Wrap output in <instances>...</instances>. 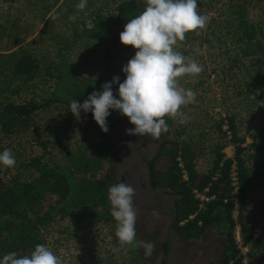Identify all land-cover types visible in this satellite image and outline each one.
Returning <instances> with one entry per match:
<instances>
[{"label": "rangeland", "instance_id": "374dc122", "mask_svg": "<svg viewBox=\"0 0 264 264\" xmlns=\"http://www.w3.org/2000/svg\"><path fill=\"white\" fill-rule=\"evenodd\" d=\"M122 1L87 0L86 8L79 11L76 5L80 0H0V100L41 103L65 80L66 70L94 79L108 78L106 55L109 46L113 48L115 44L111 40L99 45L85 34L98 11L104 17L111 16ZM197 4L198 12L208 17L206 26L186 33L185 40L174 46L203 67L199 75L179 78L182 87L197 93V102L181 107L187 120L181 123L176 118L171 132L201 150L196 170L206 172L211 167L210 151L228 139L222 136L228 128L227 118L234 120L238 135L245 137L247 144L251 143L250 135L264 126V92L255 84L264 85V73L253 69L241 56L237 38L246 28H253L251 35L253 32L255 36L260 29L264 43V4L259 0H197ZM73 15L75 21L69 19ZM25 54L30 55L38 69L37 79L28 84L10 75L15 58ZM219 124L221 132L217 129ZM91 139L98 137L88 129L82 114L77 119L69 108L51 106L25 120L9 137L0 134V152L11 149L16 159L14 168L0 165V175L22 172L23 180H31L35 172L22 171L28 159L42 157L50 167L64 166L66 153L82 149ZM37 143L45 144V149ZM223 153L226 158H233L234 149L229 146ZM88 176L93 179L99 174ZM249 208L257 224L255 230L264 241V187H255ZM56 209V197L43 204V211L52 214L45 244L60 257L61 264H90L95 258L100 264H124L126 255L122 248L113 251L119 247L115 229L92 225L80 230L71 218L59 220ZM215 228L217 238L228 226L221 223ZM59 229H65V234Z\"/></svg>", "mask_w": 264, "mask_h": 264}, {"label": "trees", "instance_id": "16d2710c", "mask_svg": "<svg viewBox=\"0 0 264 264\" xmlns=\"http://www.w3.org/2000/svg\"><path fill=\"white\" fill-rule=\"evenodd\" d=\"M259 1L264 4V0ZM144 8V0H123L111 16L104 17L98 11L85 36L100 45L109 38L111 28L123 23L126 25L129 19L134 18ZM257 30L255 36L253 32L251 35L253 28H246L237 34V38L241 43V56L253 69L264 73V43L261 42L263 35L260 29ZM10 57L15 55L11 54ZM10 75L13 79L28 84L37 79L38 69L30 55H19L15 58ZM65 75V80L60 81L49 97L41 103L28 101L15 104L0 100V134L9 137L25 120L34 118L40 111L51 106L62 105L69 108L73 99L82 104L93 91H101V86L105 83L101 76L94 79L69 70H66ZM125 78L123 73L119 77L120 82ZM255 84L264 92L262 82ZM113 93H118V84L113 85ZM80 114L86 118L88 129L103 138L92 113L85 114L81 111ZM165 120L170 131L165 133V140L152 173L161 188L179 197V237L183 241H195L205 229L223 223L228 226L225 232L228 251L219 264L230 261L240 264L242 258L234 241V230L239 226L243 244L249 246L247 264H260L264 258V252L260 253L264 249V241L262 238L253 240L257 224L250 216L249 205L250 195L255 187H264V181H261L264 177V126L250 135L251 143L247 144L246 138L238 135L234 120L227 118L228 128L222 132V136L228 139H222L224 143L210 151L211 167L206 172H198L196 160L201 150L194 143L180 140L178 135H173L171 127L175 119L166 116ZM217 129L221 132L220 124ZM37 144L45 149V144ZM229 146L234 149L233 158H226L223 153ZM66 157L64 166L53 167L43 161L42 157L28 159L23 163L22 171H34L36 175L31 180H23L22 172L12 176L0 175V259L12 251L18 255H29L36 244H45V234L52 222V214L43 211V204L52 197H56V213L60 220L75 214V223L81 229L91 225L115 229V221L110 215L108 205L105 176L93 179L88 176L91 173H106L104 171L108 162V149L105 139L104 143L91 139L82 149L67 152ZM179 161L182 162L183 169L179 167ZM233 165L238 183L236 204L229 177ZM182 170L185 171L186 180L183 179ZM205 189L206 196L212 199L199 209V202L192 191L204 192ZM234 211L237 212L236 216ZM59 233L65 234V229H59ZM96 260L90 264H100Z\"/></svg>", "mask_w": 264, "mask_h": 264}, {"label": "clouds", "instance_id": "9594fccd", "mask_svg": "<svg viewBox=\"0 0 264 264\" xmlns=\"http://www.w3.org/2000/svg\"><path fill=\"white\" fill-rule=\"evenodd\" d=\"M144 3V10L128 20L119 36L123 46L136 50L122 69L125 80L121 83L119 77L114 76L111 82L101 86V91H93L82 104L77 99L71 100L69 110L77 119L81 111L91 112L104 133L109 130L110 110L118 111L134 126L126 129L127 134L158 140L170 131L166 116L179 117L183 123L187 116L180 111L181 107L197 102V93L182 87L179 78L199 75L203 67L191 56L176 51L174 46L185 40L186 33L203 29L208 17L198 12L197 0H144ZM86 6L87 0H80L76 8L82 11ZM69 19L75 21L76 16ZM116 84L118 93L114 94L113 85ZM0 165L15 167L16 159L11 149L0 152ZM135 195L136 189L130 183H114L108 187L110 215L115 221V236L119 242V247L113 251L119 252L125 246L128 249L142 247L143 254L150 257L155 244L137 240ZM152 215L157 217L159 213L153 210ZM0 264H61V260L46 244H36L29 255H18L15 251L3 255Z\"/></svg>", "mask_w": 264, "mask_h": 264}, {"label": "flooded vegetation", "instance_id": "af4514ba", "mask_svg": "<svg viewBox=\"0 0 264 264\" xmlns=\"http://www.w3.org/2000/svg\"><path fill=\"white\" fill-rule=\"evenodd\" d=\"M124 26L125 23L111 28L109 38L102 43L106 44L112 40L115 44L114 49L109 46L110 49L107 51L106 72L110 73L105 80L102 77L105 83L111 82L114 76L120 77L123 74V67L135 55V49L120 43L119 36ZM110 113L107 118L108 132H102L103 138L97 135L98 141L104 143L105 139L108 149V162L104 171L106 173H101L98 178L105 176L106 193L108 187L114 183H130L135 187L134 205L138 209L135 226L137 240L151 241L155 244V250L150 257L143 254L142 247L128 249L125 246L122 248L126 255L124 264H219L222 262L228 251V243L225 233L215 238V226L205 229L201 237L195 241H183L178 235L179 197L161 188L152 173L165 140V133L158 140L150 136L129 135L126 129L134 126L130 124L128 118L115 110H110ZM129 142L132 145L128 146ZM108 205L111 207L109 200ZM153 210L159 213L157 217L152 215ZM75 217V214L70 215L74 224H76ZM78 227L81 230L79 225ZM96 259L90 263L96 262ZM260 264H264V258L261 259Z\"/></svg>", "mask_w": 264, "mask_h": 264}, {"label": "built area", "instance_id": "2783aa9c", "mask_svg": "<svg viewBox=\"0 0 264 264\" xmlns=\"http://www.w3.org/2000/svg\"><path fill=\"white\" fill-rule=\"evenodd\" d=\"M179 167L181 169H183V165H182L181 161H179ZM182 172H183V179L186 180L187 178H186L185 171L182 170ZM229 177L231 180V185L233 187L232 195L234 196V203L236 204V202H237L236 196H237V192H238V183H237V173H236V169H235L234 165L232 166V168L230 170ZM206 192H207V189H205L204 192H199L197 190L192 191L194 198L199 202V209L202 208L204 203H206L212 199V197L206 196ZM236 215H237V212L234 211V216H236ZM259 237H260V235H259L258 231L254 230L253 240H257V239H259ZM234 241H235L236 247L238 248V250H240V253H241L240 256L242 259H241L240 264H247V262H248L247 254L249 253V246L243 244L239 226L235 227ZM228 264H233V261L228 262Z\"/></svg>", "mask_w": 264, "mask_h": 264}, {"label": "water", "instance_id": "95a60500", "mask_svg": "<svg viewBox=\"0 0 264 264\" xmlns=\"http://www.w3.org/2000/svg\"><path fill=\"white\" fill-rule=\"evenodd\" d=\"M178 199V197H176ZM176 216V215H175Z\"/></svg>", "mask_w": 264, "mask_h": 264}]
</instances>
